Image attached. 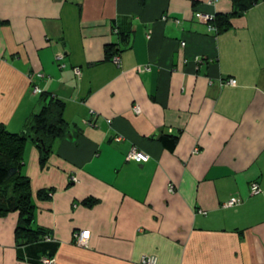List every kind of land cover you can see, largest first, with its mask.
Masks as SVG:
<instances>
[{
  "label": "crops",
  "instance_id": "1",
  "mask_svg": "<svg viewBox=\"0 0 264 264\" xmlns=\"http://www.w3.org/2000/svg\"><path fill=\"white\" fill-rule=\"evenodd\" d=\"M235 10L232 0H0V125L23 132L51 99L65 123L49 150L26 143L32 220L0 214V264L148 254L264 264V0ZM195 11L230 26L212 29ZM161 134L177 137L173 149ZM132 148L148 160L126 159ZM18 226L52 241L23 242Z\"/></svg>",
  "mask_w": 264,
  "mask_h": 264
},
{
  "label": "trees",
  "instance_id": "2",
  "mask_svg": "<svg viewBox=\"0 0 264 264\" xmlns=\"http://www.w3.org/2000/svg\"><path fill=\"white\" fill-rule=\"evenodd\" d=\"M232 1L236 9L235 14L245 11L258 0ZM212 22L220 32L230 26L227 15L217 14ZM108 50L106 49V53ZM110 55L112 54L108 57ZM41 97L43 100V94ZM64 129L62 104L54 99L43 104L38 112L27 118L25 129L21 133L10 132L4 125H0V214L18 211L23 216V222L26 225L31 223L33 213L31 188L29 180L21 172V160L26 143L34 141L37 145H41L44 151H47L50 141L60 136ZM159 139L166 148L171 150L175 146L177 137L161 134ZM22 233L25 235L21 236ZM16 235L23 242L52 241V239H46L47 233L32 231L23 226L16 228Z\"/></svg>",
  "mask_w": 264,
  "mask_h": 264
},
{
  "label": "built area",
  "instance_id": "3",
  "mask_svg": "<svg viewBox=\"0 0 264 264\" xmlns=\"http://www.w3.org/2000/svg\"><path fill=\"white\" fill-rule=\"evenodd\" d=\"M194 16L200 21V22H203V23H209V27L212 28V29H216L215 28V25L212 24V21L214 20V15H210V14H206V13H202L200 11H195L194 12ZM212 24V25H211ZM57 58L61 57L62 54L61 53H58L57 55ZM112 60L114 61V63L116 64H119V57L118 55H114L112 57ZM149 68L146 67L145 70H148ZM74 72L78 75L80 74V70L79 68L75 67L74 68ZM227 84L229 85H234L236 84V80L234 78H229L227 81H226ZM133 111L135 113H139L140 112V107L139 105L136 103L133 105ZM120 137H116L115 140H119ZM149 158V156L136 149V148H132L130 149V151L127 153L126 155V159L128 160H135L137 162H145L147 161ZM77 179L75 177H72V181H76ZM168 189L169 191H173L174 190V187L172 184H169L168 185ZM260 187L258 185V183L256 182H252L251 185H250V192L252 194L254 193H258L260 191ZM238 202V199L237 198H231L228 202H226L224 204V206H231V205H234ZM89 235H90V230H80L78 231L77 233L74 234V238H75V242L80 245V246H85L86 243H87V240L89 239ZM46 239L47 240H50L52 239L49 235L46 236ZM156 257L154 255H143L140 259V262L141 264H156ZM41 263L42 264H54V259L53 258H49V257H45V258H42L41 260Z\"/></svg>",
  "mask_w": 264,
  "mask_h": 264
}]
</instances>
